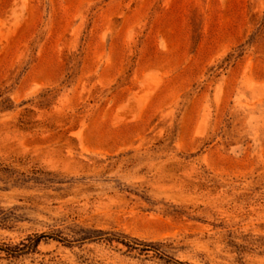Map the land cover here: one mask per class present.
Returning a JSON list of instances; mask_svg holds the SVG:
<instances>
[{
	"label": "rangeland",
	"instance_id": "rangeland-1",
	"mask_svg": "<svg viewBox=\"0 0 264 264\" xmlns=\"http://www.w3.org/2000/svg\"><path fill=\"white\" fill-rule=\"evenodd\" d=\"M0 264H264V0H0Z\"/></svg>",
	"mask_w": 264,
	"mask_h": 264
},
{
	"label": "trees",
	"instance_id": "trees-1",
	"mask_svg": "<svg viewBox=\"0 0 264 264\" xmlns=\"http://www.w3.org/2000/svg\"><path fill=\"white\" fill-rule=\"evenodd\" d=\"M88 234H89V233H88ZM159 256H160V258H162V259H166V261H168V262L171 261L168 257H164L163 255H159Z\"/></svg>",
	"mask_w": 264,
	"mask_h": 264
}]
</instances>
